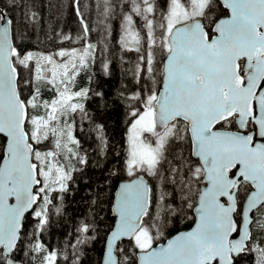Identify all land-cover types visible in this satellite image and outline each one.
Returning a JSON list of instances; mask_svg holds the SVG:
<instances>
[{"label": "snow or ice", "instance_id": "6c2138e0", "mask_svg": "<svg viewBox=\"0 0 264 264\" xmlns=\"http://www.w3.org/2000/svg\"><path fill=\"white\" fill-rule=\"evenodd\" d=\"M18 6L0 7V264H68L66 249L42 237L77 165L89 163L72 120L87 115L92 95L104 96L78 82L82 73L91 81L107 45L98 52L77 7L81 34L59 42L80 46L42 51L27 42L37 13L18 24L8 11ZM116 7L104 0L101 14L107 20ZM121 7L119 44L137 54L139 91L121 93L129 120L122 166L111 175L131 179L116 194L102 264H264V0ZM101 69L110 75V62L101 59ZM188 210L195 226L158 243ZM77 232L71 264H79L77 245L95 240L94 221Z\"/></svg>", "mask_w": 264, "mask_h": 264}, {"label": "trees", "instance_id": "16d2710c", "mask_svg": "<svg viewBox=\"0 0 264 264\" xmlns=\"http://www.w3.org/2000/svg\"><path fill=\"white\" fill-rule=\"evenodd\" d=\"M112 2L117 7L107 20L101 14L104 0H80L79 5L74 0H20V6L8 9L18 24L24 13H37L38 23L34 27L28 26L27 42L38 46L42 51L54 52L61 47L80 46L78 43L59 42L64 34L71 35L73 40L81 34L77 7L92 29L90 39L97 44L98 52L107 45V50L102 57L98 56L96 65L91 69V81L88 74L82 73L78 82V87L91 88L104 93V96L101 98L92 95L84 102L87 115L77 113L72 120L73 133L80 141V152L87 156L89 163L77 165L73 181L69 184V192L64 194L63 201H56L61 212L59 215H52L51 225L42 237L48 246L66 249L69 255L68 264L73 259L72 246L79 235L77 228L87 221H94L95 240L77 245L79 264H101L103 240L110 230L108 225L114 226L115 217L111 213L116 189L121 181L130 179L124 173L118 172L116 176H112L111 172L122 166L125 129L129 117L127 104L121 93L129 96L134 91H139L133 75L138 61L136 53L124 51L119 44L123 33L124 11L121 7L122 0ZM6 6L7 0H0V7ZM136 19L139 21V18ZM142 23L139 21L138 26ZM17 31L19 33V27ZM101 59L110 62V75H104ZM98 127L103 128V133L98 131ZM101 135L108 142L106 151L102 150ZM187 215L190 219H172L164 231V237L158 243L190 228L194 223L193 210H188ZM28 231L31 232V227ZM24 260L27 261V258L24 257Z\"/></svg>", "mask_w": 264, "mask_h": 264}, {"label": "water", "instance_id": "95a60500", "mask_svg": "<svg viewBox=\"0 0 264 264\" xmlns=\"http://www.w3.org/2000/svg\"><path fill=\"white\" fill-rule=\"evenodd\" d=\"M257 142H261V141H257ZM131 179V178H130ZM129 179H127V180H123V181H121L120 183H119V185H118V187H117V189H116V192H115V196H114V201H113V205H112V209L114 208V204H115V199H116V194H117V192H118V190H119V186L122 184V183H124V182H126V181H128ZM202 187H203V185H202ZM193 213H194V210H193ZM196 220V216H195V213H194V221ZM195 226V224L193 223L192 224V226L190 227V228H188V229H186V230H182V231H179V232H177V233H175V234H173L172 236H170L169 238H167L164 242H160V243H163V244H167V241L169 240V239H173L176 235H178L180 232H183V231H190L191 230V228L192 227H194ZM104 252H103V257H104ZM103 257H102V259H103ZM101 264H102V261H101Z\"/></svg>", "mask_w": 264, "mask_h": 264}, {"label": "rangeland", "instance_id": "374dc122", "mask_svg": "<svg viewBox=\"0 0 264 264\" xmlns=\"http://www.w3.org/2000/svg\"><path fill=\"white\" fill-rule=\"evenodd\" d=\"M73 134H74V133H73ZM74 136H75V135H74ZM80 153H81V152H80ZM81 155L83 156V154H82V153H81ZM72 163H73V164H76V161H75V160H73V161H72Z\"/></svg>", "mask_w": 264, "mask_h": 264}, {"label": "bare ground", "instance_id": "6f19581e", "mask_svg": "<svg viewBox=\"0 0 264 264\" xmlns=\"http://www.w3.org/2000/svg\"><path fill=\"white\" fill-rule=\"evenodd\" d=\"M193 224V223H192Z\"/></svg>", "mask_w": 264, "mask_h": 264}]
</instances>
